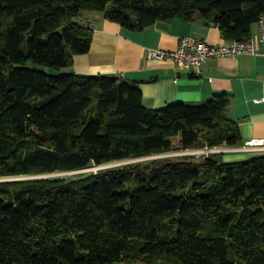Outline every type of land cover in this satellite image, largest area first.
Listing matches in <instances>:
<instances>
[{"label":"trees","instance_id":"16d2710c","mask_svg":"<svg viewBox=\"0 0 264 264\" xmlns=\"http://www.w3.org/2000/svg\"><path fill=\"white\" fill-rule=\"evenodd\" d=\"M86 11L129 29L200 18L243 40L264 0H0V178L25 177L0 180V264H264V153L45 176L241 141L226 93L150 108L121 76L63 71L90 48Z\"/></svg>","mask_w":264,"mask_h":264},{"label":"crops","instance_id":"0c3cea01","mask_svg":"<svg viewBox=\"0 0 264 264\" xmlns=\"http://www.w3.org/2000/svg\"><path fill=\"white\" fill-rule=\"evenodd\" d=\"M78 20L92 28L91 44L88 52L72 57L65 72L121 76L139 86L143 103L150 108L201 104L226 93L227 116L237 123L241 141L220 147L223 159L264 153V45L257 54L210 58L197 73L194 68L180 69L170 58H150L148 50H174L182 36L212 44L225 40L218 27L200 18L158 20L142 29L126 28L95 11L83 12Z\"/></svg>","mask_w":264,"mask_h":264},{"label":"built area","instance_id":"2783aa9c","mask_svg":"<svg viewBox=\"0 0 264 264\" xmlns=\"http://www.w3.org/2000/svg\"><path fill=\"white\" fill-rule=\"evenodd\" d=\"M255 31L243 40H223L212 44L191 36H182L179 39L178 47L174 50H148V57L170 58L180 69L194 68L199 73V67L210 58L234 57L239 54H257L258 48L264 45V13L255 22ZM205 152L224 150L221 148H203ZM187 154V153H184ZM207 156V153H202ZM131 264H167L165 262H147L137 260Z\"/></svg>","mask_w":264,"mask_h":264},{"label":"rangeland","instance_id":"374dc122","mask_svg":"<svg viewBox=\"0 0 264 264\" xmlns=\"http://www.w3.org/2000/svg\"><path fill=\"white\" fill-rule=\"evenodd\" d=\"M64 68H63V71H65ZM43 69L44 70L51 71V69L48 68V67H43ZM175 142H177V140H175ZM204 147H202L200 145V146H198L196 148H191V149H186V150L185 149L183 150V149H180L179 148V149H176L174 151L167 152V153H164V154H161V155H154V156L144 157V158L135 159V160L118 161V162L108 163V164H104V165H100V166L99 165H93V166H90V167L85 168V169L68 172V174H66L65 176H62V178L74 179V178H77L79 175L86 174V173L91 172V171H96V170L101 169V168H106V167H111V166H118V165H122V164H125V163H130V162L139 161V160H146V159H151V158H156V157L185 155L184 153L192 154V155H195V156H201L202 153H207V155H209L211 153H214L212 151L205 152L204 150H202ZM213 148H215V147H213ZM217 152H220V151H216L215 153H217ZM250 157H252V156H249L248 158H250ZM58 173H61V172H56V173L48 174L47 176L55 177V176H57ZM12 178H17L18 179V178H25V177L0 178V180L12 179Z\"/></svg>","mask_w":264,"mask_h":264},{"label":"bare ground","instance_id":"6f19581e","mask_svg":"<svg viewBox=\"0 0 264 264\" xmlns=\"http://www.w3.org/2000/svg\"><path fill=\"white\" fill-rule=\"evenodd\" d=\"M66 174H68V172H61V173H58L57 176H65Z\"/></svg>","mask_w":264,"mask_h":264},{"label":"water","instance_id":"95a60500","mask_svg":"<svg viewBox=\"0 0 264 264\" xmlns=\"http://www.w3.org/2000/svg\"><path fill=\"white\" fill-rule=\"evenodd\" d=\"M201 156H205L204 154H202ZM45 176H47V175H45ZM60 178V176H55V179H59Z\"/></svg>","mask_w":264,"mask_h":264}]
</instances>
